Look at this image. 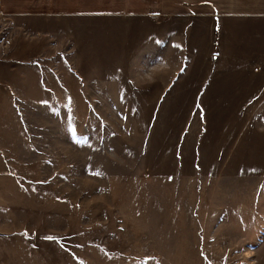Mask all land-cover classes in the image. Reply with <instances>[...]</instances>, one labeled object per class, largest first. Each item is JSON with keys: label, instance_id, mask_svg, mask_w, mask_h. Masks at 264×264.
<instances>
[{"label": "rangeland", "instance_id": "374dc122", "mask_svg": "<svg viewBox=\"0 0 264 264\" xmlns=\"http://www.w3.org/2000/svg\"><path fill=\"white\" fill-rule=\"evenodd\" d=\"M19 23L0 15V264H264L252 28L211 65L158 57L148 25Z\"/></svg>", "mask_w": 264, "mask_h": 264}, {"label": "crops", "instance_id": "0c3cea01", "mask_svg": "<svg viewBox=\"0 0 264 264\" xmlns=\"http://www.w3.org/2000/svg\"><path fill=\"white\" fill-rule=\"evenodd\" d=\"M0 15L20 21L23 28L63 23L148 25L156 31L158 57L165 58L172 50L173 58L177 59L176 53L185 58L187 51L189 58L193 53L196 58H210L211 65L221 51L219 57L225 61L228 55L241 57L256 51L259 45L253 44L260 41L264 46V0H0ZM249 28L254 43L246 50ZM259 53L264 57L262 48ZM189 74L198 72L189 70ZM207 78L198 83L207 85Z\"/></svg>", "mask_w": 264, "mask_h": 264}, {"label": "snow or ice", "instance_id": "6c2138e0", "mask_svg": "<svg viewBox=\"0 0 264 264\" xmlns=\"http://www.w3.org/2000/svg\"><path fill=\"white\" fill-rule=\"evenodd\" d=\"M93 175H101V173H99V172H94V173H92ZM49 239H53V238H51V237H49Z\"/></svg>", "mask_w": 264, "mask_h": 264}]
</instances>
